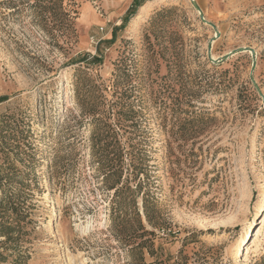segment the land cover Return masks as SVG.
I'll return each mask as SVG.
<instances>
[{
	"label": "rangeland",
	"instance_id": "374dc122",
	"mask_svg": "<svg viewBox=\"0 0 264 264\" xmlns=\"http://www.w3.org/2000/svg\"><path fill=\"white\" fill-rule=\"evenodd\" d=\"M146 1L0 0V264H264V0Z\"/></svg>",
	"mask_w": 264,
	"mask_h": 264
},
{
	"label": "bare ground",
	"instance_id": "6f19581e",
	"mask_svg": "<svg viewBox=\"0 0 264 264\" xmlns=\"http://www.w3.org/2000/svg\"><path fill=\"white\" fill-rule=\"evenodd\" d=\"M165 0H148L145 2V4H143V6L141 7L140 9V13L138 15H136L133 19H132V26L135 27L137 26L140 22L143 21V18L145 17L144 14L145 12H147V10H149V8L155 6V5H158V4H161L162 2H164ZM64 99V98H63ZM49 195H50V192H48L46 194V198H49ZM264 195V193H263ZM264 204V196L263 198L259 201V205H258V208H257V211L255 213V216L257 217L259 215V211L261 209V207L263 206ZM57 211L56 209L54 210V212L52 213V215L49 216V219H48V226L50 228H52L53 226H55V220L57 218ZM247 239V234H243L241 236V239L240 241H238L235 245H233L232 248V252L235 253L236 257H239L241 255H243L244 253V250H245V247L241 245V243H244ZM63 258L66 257L65 255L62 256ZM66 260V259H65ZM65 264V261L64 263Z\"/></svg>",
	"mask_w": 264,
	"mask_h": 264
},
{
	"label": "water",
	"instance_id": "95a60500",
	"mask_svg": "<svg viewBox=\"0 0 264 264\" xmlns=\"http://www.w3.org/2000/svg\"><path fill=\"white\" fill-rule=\"evenodd\" d=\"M193 4H194V7L200 12V15L202 16V18L205 20L203 12H202V9L199 6V4L195 0H193ZM236 51H250L252 56H253V61L255 63V51L252 48H249V47L239 48L238 50H235V51H233L231 53L233 54ZM212 60L216 61L214 58H212Z\"/></svg>",
	"mask_w": 264,
	"mask_h": 264
}]
</instances>
